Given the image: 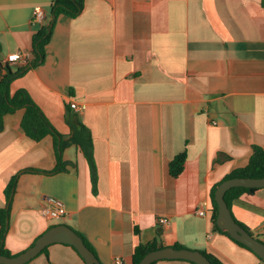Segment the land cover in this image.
I'll return each mask as SVG.
<instances>
[{"label": "crops", "instance_id": "crops-1", "mask_svg": "<svg viewBox=\"0 0 264 264\" xmlns=\"http://www.w3.org/2000/svg\"><path fill=\"white\" fill-rule=\"evenodd\" d=\"M51 2L0 0V62L12 71L23 64L10 54L32 58V36L52 20ZM35 7L44 11L40 23ZM18 89L57 144L71 125L86 127L94 169L76 144L62 149L59 163L54 136H26L22 109L3 117L0 208L10 209L3 248L11 254L62 223L84 236L100 264H132L134 248L150 241L204 250L222 264H264L211 221L214 185L246 165L253 146L264 148V0H84L74 18L54 19L43 59L10 82V92ZM181 152L183 170L172 177L168 163ZM47 197L63 203L60 219L41 214ZM229 209L264 242V188ZM25 264L85 263L53 243Z\"/></svg>", "mask_w": 264, "mask_h": 264}, {"label": "trees", "instance_id": "trees-1", "mask_svg": "<svg viewBox=\"0 0 264 264\" xmlns=\"http://www.w3.org/2000/svg\"><path fill=\"white\" fill-rule=\"evenodd\" d=\"M84 0H52L50 5V13L52 15V20L50 19L48 22L44 23L32 36V44H31V53L32 58L27 62L26 66L21 65L15 71H12L9 63H1L0 62V131L3 128V117L6 114H11L18 109L23 110V114L20 121V128L22 129L23 133L28 136L29 138L40 141L46 135H52L56 138V158L59 162L60 160V152L62 149L68 144H76L78 145L84 153L88 163L90 164L91 169L93 170V159H92V145H91V138L88 130L86 127L78 122L77 125H71V131L69 136L64 139V137L60 136L59 144H57V137L58 134L53 130L50 123L40 110V108L34 103V101L30 98L29 94L25 89H18L14 92H10V82L12 79L20 75L22 71L30 64L31 66L38 63L39 60L43 59L45 54L46 45L49 42L52 27L54 24V19L58 15H65L70 18H74L77 16L83 7ZM185 161V152H181L174 156V158L168 163V171L172 177H177L183 170V165ZM60 163V162H59ZM58 168L55 170L59 169ZM231 177H264V148L253 146L251 155L248 159V162L243 167L234 169L229 174H227L220 182L225 179ZM216 183L211 191L212 197V228L215 231H218L236 244L245 247L246 249L253 252L260 260L261 259L254 251H252L249 247L244 245L243 243L233 239L226 231H221L215 222L216 215H217V206L213 199L214 191L218 184ZM15 184V177L12 178L7 185L5 190L6 197H9L10 191ZM259 188H249V187H233L227 190L224 194V200L227 203L228 207L230 208L231 203L237 200L242 194H252ZM10 209L9 205L7 207L0 208V253L5 255H12L8 250L3 248V239L5 233L7 231V221L9 219ZM52 226V225H51ZM242 226V225H241ZM245 228V227H244ZM252 236L254 234L245 228ZM84 241L85 245L95 254L92 246L88 243V241L84 238V236L79 233L78 231L74 230ZM255 237V236H254ZM256 238V237H255ZM257 239V238H256ZM35 241V240H34ZM33 241V242H34ZM31 243V245L33 244ZM68 245V244H65ZM70 246L77 255L82 259L83 258L79 255L74 247ZM161 247L157 245L155 241L139 243L133 251L132 254V264H138L140 259L149 251L154 250L156 248ZM175 248H182V245L176 244L174 245ZM45 247L40 253H44L46 251ZM203 253L212 264H222L218 259L213 257L212 255L206 253L204 250H199ZM96 256V255H95ZM184 260V259H181ZM188 261V260H185ZM157 261L151 263L155 264ZM191 264H195L192 261H188ZM85 263V262H84Z\"/></svg>", "mask_w": 264, "mask_h": 264}, {"label": "water", "instance_id": "water-1", "mask_svg": "<svg viewBox=\"0 0 264 264\" xmlns=\"http://www.w3.org/2000/svg\"><path fill=\"white\" fill-rule=\"evenodd\" d=\"M233 187L264 188V177H231L225 179L218 184L213 195L217 206L215 219L217 227L221 231H226L233 239L249 247L264 260V242L256 239L234 220L224 200L225 192ZM53 243L71 245L83 258L85 264H100L95 254L85 245L74 229L62 223L48 227L35 239L32 245L19 253L12 255L0 253V264H25ZM162 259H184L195 264H212L199 250L173 246L159 247L147 252L138 264H151Z\"/></svg>", "mask_w": 264, "mask_h": 264}, {"label": "built area", "instance_id": "built-area-1", "mask_svg": "<svg viewBox=\"0 0 264 264\" xmlns=\"http://www.w3.org/2000/svg\"><path fill=\"white\" fill-rule=\"evenodd\" d=\"M43 18H44V11L40 7H35L32 12L33 22L40 23L43 21ZM29 59H30V56L26 52H16L8 56V60H14L23 65L27 64ZM69 106L70 108L74 109L77 113L81 112V107L77 106L76 103L71 102ZM40 212L47 220H57L66 214V210L64 208L63 203L59 199L54 198V197L46 198V203L42 205ZM196 213L198 215H203L204 210L198 209ZM158 222L165 226H167L169 223L166 217H160L158 219ZM261 228L264 230V221L261 223ZM116 263L119 264L120 260L116 259Z\"/></svg>", "mask_w": 264, "mask_h": 264}]
</instances>
